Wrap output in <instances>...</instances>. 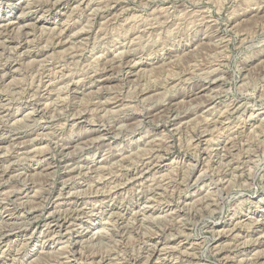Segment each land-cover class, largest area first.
<instances>
[{
  "label": "rangeland",
  "instance_id": "obj_1",
  "mask_svg": "<svg viewBox=\"0 0 264 264\" xmlns=\"http://www.w3.org/2000/svg\"><path fill=\"white\" fill-rule=\"evenodd\" d=\"M57 1L0 0V264H264V0Z\"/></svg>",
  "mask_w": 264,
  "mask_h": 264
},
{
  "label": "bare ground",
  "instance_id": "obj_2",
  "mask_svg": "<svg viewBox=\"0 0 264 264\" xmlns=\"http://www.w3.org/2000/svg\"><path fill=\"white\" fill-rule=\"evenodd\" d=\"M57 1V0H56ZM58 1H60V0H58ZM57 1V2H58ZM61 2V1H60ZM59 3V2H58ZM58 3H56L55 2V4H53L54 6H53V10H55V9H57L58 7H59V4ZM52 9V8H51ZM26 11V10H25ZM1 25V24H0ZM8 29V28H7ZM53 29V28H52ZM41 30H42V28H41ZM100 39V38H99ZM94 41H95V39H94ZM104 57V56H103ZM17 60V59H16ZM214 70H216V69H214ZM211 72V71H210ZM215 72V71H214ZM54 76V75H53ZM65 88H66V86H65ZM29 89V88H28ZM76 91V90H75ZM37 92V91H36ZM44 104V103H43ZM227 105V104H226ZM131 110H132V108H131ZM147 110V109H146ZM83 121V120H82ZM217 121V120H216ZM220 122V121H219ZM216 124V123H215ZM32 125V124H31ZM127 126V125H126ZM28 127V126H27ZM185 127V126H184ZM217 128V127H216ZM24 129V128H23ZM228 135V134H227ZM234 135V134H233ZM212 138V137H211ZM180 140V139H179ZM209 142V141H208ZM262 145V144H261ZM34 150V149H33ZM227 152H228V150H227ZM253 152V151H252ZM252 154V153H251ZM27 155V154H26ZM35 155V154H34ZM160 159V158H159ZM3 164V163H2ZM221 166V165H220ZM222 167V166H221ZM203 173V172H202ZM121 174V173H120ZM199 174V173H198ZM141 178V177H140ZM136 184V183H135ZM160 185V184H159ZM91 191V190H90ZM180 196V195H179ZM101 202V201H100ZM58 204V203H57ZM258 207V206H257ZM146 208V207H145ZM62 211V210H61ZM110 213V212H109ZM199 217V216H198ZM19 219V218H18ZM249 220V219H248ZM253 221V220H252ZM124 222V221H123ZM177 222V221H176ZM115 223V222H114ZM19 224V223H18ZM10 225V224H9ZM64 228V227H63ZM165 228V227H164ZM231 230V229H230ZM183 233V232H182ZM97 234H99V233H97ZM260 237V236H259ZM262 237V236H261ZM94 238V237H93ZM245 240V239H244ZM20 248V247H19ZM105 251H107V249L105 250ZM75 252V251H74ZM180 252V251H179ZM235 256V255H234ZM246 259V258H245ZM10 260V259H9ZM227 260V259H226ZM225 260V261H226Z\"/></svg>",
  "mask_w": 264,
  "mask_h": 264
}]
</instances>
